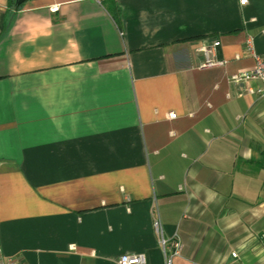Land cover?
<instances>
[{"label": "crops", "instance_id": "0c3cea01", "mask_svg": "<svg viewBox=\"0 0 264 264\" xmlns=\"http://www.w3.org/2000/svg\"><path fill=\"white\" fill-rule=\"evenodd\" d=\"M106 1L0 0V252L168 264L159 220L170 264H264V0Z\"/></svg>", "mask_w": 264, "mask_h": 264}, {"label": "built area", "instance_id": "2783aa9c", "mask_svg": "<svg viewBox=\"0 0 264 264\" xmlns=\"http://www.w3.org/2000/svg\"><path fill=\"white\" fill-rule=\"evenodd\" d=\"M100 2L101 0H97ZM245 0H240V3L243 4ZM58 8L57 4L51 5L50 10L56 11ZM199 50L203 53V61L200 64V68H208L214 66L224 65L227 61L225 56L221 40L219 38L212 39L207 45L202 46ZM245 52L250 56L254 61V65L251 69L241 71L232 76V79L235 81H242L246 79H257L260 81V86L257 89L247 88V91L252 94H256L259 97L264 98V58H262L255 50L252 37H247L245 42ZM238 57V55L236 56ZM176 116L175 113L169 112L164 114V118L171 119ZM154 229L159 235V242L162 247L164 255L167 257V263H171L173 256L178 255L181 250V242L178 237L167 239L162 234V228L159 220L154 222ZM168 250H171L169 254ZM232 257H236V253H231ZM117 264H147L146 256L144 253H124L121 254L116 259ZM0 264H20L16 259L4 256L0 252Z\"/></svg>", "mask_w": 264, "mask_h": 264}, {"label": "trees", "instance_id": "16d2710c", "mask_svg": "<svg viewBox=\"0 0 264 264\" xmlns=\"http://www.w3.org/2000/svg\"><path fill=\"white\" fill-rule=\"evenodd\" d=\"M24 3L18 5L16 4V0H8V6L14 8L15 10L21 9ZM107 10L113 15L114 18L117 17V8L113 4L112 0L106 1Z\"/></svg>", "mask_w": 264, "mask_h": 264}, {"label": "water", "instance_id": "95a60500", "mask_svg": "<svg viewBox=\"0 0 264 264\" xmlns=\"http://www.w3.org/2000/svg\"><path fill=\"white\" fill-rule=\"evenodd\" d=\"M26 0H16V4L20 5L22 3H24Z\"/></svg>", "mask_w": 264, "mask_h": 264}]
</instances>
